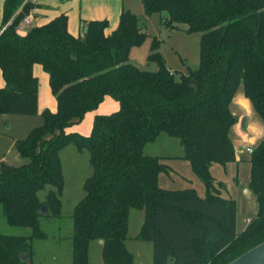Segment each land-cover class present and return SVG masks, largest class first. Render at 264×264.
Wrapping results in <instances>:
<instances>
[{
	"label": "trees",
	"instance_id": "1",
	"mask_svg": "<svg viewBox=\"0 0 264 264\" xmlns=\"http://www.w3.org/2000/svg\"><path fill=\"white\" fill-rule=\"evenodd\" d=\"M24 1L3 4L0 30L11 22L0 34V115L37 114L35 65L48 75L56 110L43 111L41 125L14 143L24 164L0 162V212L9 226L30 230L28 236L0 233V264H32V241L45 237L39 211L45 206L47 217L60 216L59 153L71 143L88 152L91 170L73 208L71 264H88L92 241H101L102 264H134L125 247L131 209L144 211L137 239L152 243L153 264H228L264 242V137L248 160L257 211L238 234L236 203L218 195L210 174L212 165L235 161L231 105L239 86L264 122V0H141L144 16L166 14L164 24L200 34L198 66L186 74L165 66L156 39L147 59L158 64L156 72L129 62L131 50L149 39L142 18L129 10L109 34L106 20L89 21L74 37L60 15L20 35L17 27L30 10L28 2L18 11ZM108 98L117 110L97 112ZM89 113V133L72 130ZM163 133L179 140L204 197L193 188L159 186L169 167L142 149Z\"/></svg>",
	"mask_w": 264,
	"mask_h": 264
},
{
	"label": "rangeland",
	"instance_id": "2",
	"mask_svg": "<svg viewBox=\"0 0 264 264\" xmlns=\"http://www.w3.org/2000/svg\"><path fill=\"white\" fill-rule=\"evenodd\" d=\"M55 1L58 3L57 5L60 10L68 11L70 15L76 12V7L78 6L76 4L77 0H67L66 3H61L60 0ZM122 2L124 10H129L137 17L142 18L145 24V32L149 36V39L140 47L131 50L129 62L132 65L148 72H156L158 70V64L155 61L149 62L147 60L150 55V42L152 39H156L159 42V55L171 72L186 74L188 71L197 68L199 61V33L187 34L185 32L187 27L183 24H177L175 28L164 24L163 19L167 17L166 14L144 16L141 0H122ZM83 10L85 11V8H82V12ZM26 16L31 17L29 13ZM36 67L40 70V73L46 74L39 65H36ZM34 77L39 82L40 106L44 107L43 111H45L47 110V98L51 95L50 90L47 85H44L40 75H34ZM106 101H112L111 103L116 104V102L109 98ZM231 106L236 116L241 117L239 125L236 126L238 128L235 129L233 127V130H231L235 161L225 166L219 164L212 165L210 174L215 178L219 195L222 198H230L235 201L237 207V230L240 232L247 225L245 221L253 218L257 211L255 197L253 195L247 197L246 195L249 181L250 165L248 160L250 154L246 153L245 149L248 147L252 148V145L248 144L245 140L246 138L243 139V136L256 133L257 136L263 134V138L264 122L257 117L250 102L244 98L242 86H239L235 93ZM97 112L109 114L114 111L103 103L99 106ZM35 117L0 115V157L4 156L10 165L19 166L26 162V160L19 158L14 148V143L19 139H23L31 128L41 125V114L40 118ZM35 119L39 121L37 125H34L37 121ZM243 119H245V125L244 128H241V121ZM89 122L90 124L92 123V121H87L85 125L82 124V127L77 128V132H85L89 128ZM72 130L75 131V129ZM142 152L145 156L161 158L173 173L176 171L178 175L184 178L186 175H189L185 180L180 179V176L175 174H169L167 177L161 175V184L166 181L167 184L173 185L171 188H177L178 185L184 184V186L187 185L186 188H193L199 197L205 196V190L202 187L201 181L190 170V165L184 164L183 159H181L184 152L178 139L169 137L164 133L160 134L154 141L147 143L143 147ZM59 157L64 181L60 198V216L47 217L43 215L39 218V231L45 237L32 241V264H71L73 208L84 196L83 183L90 176L91 170L88 166V152L86 150L77 151L75 145L72 143L60 151ZM50 189L51 187L47 186L39 192V199L44 200L46 193ZM143 219V210L131 209L129 211L128 242L127 245L125 244V247L132 254L134 264H153L152 243L137 239ZM0 233L9 236H28L30 235V230L9 226L0 212ZM88 252V264H102L101 246L96 241H92L89 244Z\"/></svg>",
	"mask_w": 264,
	"mask_h": 264
},
{
	"label": "crops",
	"instance_id": "3",
	"mask_svg": "<svg viewBox=\"0 0 264 264\" xmlns=\"http://www.w3.org/2000/svg\"><path fill=\"white\" fill-rule=\"evenodd\" d=\"M4 1L5 0H0V26H1V23H2V12H3ZM60 1H61V3H66L67 0H60ZM57 4L58 3L55 0H38L37 3H35V4L30 3V10H29L28 13H29V15L32 18V25H30V26H22L21 29L19 28L20 30L18 29V27H19L18 26L17 27V32L20 35H25L32 27L41 26V25L47 24L49 21L53 20L54 18H56V17H58L60 15H65L67 17L68 32L74 37H78V36L81 37L82 36V34L84 32V25H85V23H87L89 21L106 20L108 22V26H107V28L105 30V33L109 34L110 32H112L117 27L118 21H119V16H120L121 12L124 10V5H123L122 0H107V1H105V0H77L76 4L78 6L76 7V12L72 13L73 15H70V13L68 11L65 12L63 10H60V8H59V6ZM49 6H51V8H49ZM82 8L83 9L85 8V11L83 10V12H82ZM32 74H33V76L34 75H40V77L43 79L44 85L45 86L47 85L49 87L48 75L40 73V70L36 67V65L33 66V68H32ZM1 84H2V82H0V85ZM49 90H50V88H49ZM50 94H51V91H50ZM111 102L112 101L104 100L103 103L106 104V107L112 108L113 111L117 110V107H118L117 104L111 103ZM37 104H38L37 105L38 106V110H37V115H35L36 116L35 118H40V114L43 112V108L44 107L42 108L40 106L39 82H38V92H37ZM236 106L238 107L237 104H236ZM231 109H232L231 111H232L233 115H235V117L237 118V124L234 126V128L236 129V128H238L236 126L239 125V119L241 117H237L236 116V114L233 112L232 106H231ZM47 110H49L51 112L56 110V102H55V99L52 96V94L49 95V98H47ZM99 113H101V112H99ZM93 116H94V113L87 114L86 117L84 118V120L82 121V123L77 125V126H75L73 129H75V131L77 132V128L82 127L83 125H85L87 121H92ZM35 120H37V121H36V124H34V125H37L39 123V121H38V119H35ZM90 125L91 124L89 122V128H87L86 131L83 132V133L80 132V134L87 135L89 133L90 129H91ZM232 130H233V128H232ZM262 135L261 136L260 135L257 136L256 133H253V134H249V135L243 136V139L246 138L245 139L246 142H248V144L252 145V149H253L262 140ZM182 161L184 162V164H188L189 165V162H187L186 160H182ZM0 162L8 163L5 160L4 156L0 157ZM174 172L175 173H173L172 170L169 167L168 173H161L159 175V177H158L159 186L161 188L169 189V190L186 189L187 185L184 186V184L178 185L177 188H171L173 185L172 184H167L166 181H164L163 184H161V182H160V180H161L160 176L161 175L162 176L165 175L166 177L169 174H175L177 176H180V175H178V173L176 171H174ZM187 177H189V175H186L185 178L182 177V176H180L179 178L182 179V180H185V179H187ZM202 187H203V185H202ZM218 195H219V191H218ZM250 195H252V194H250ZM236 209H237V207H236ZM236 216H237V212H236ZM143 221H144V219H143ZM143 221H142V223H143ZM245 222L247 223V220ZM236 232H237V234L241 232V231L238 232V230H237V221H236ZM96 242L101 246L100 241H96ZM127 242H128V240L125 243L126 245H127ZM146 242H148V241H146ZM31 261H32V256H31Z\"/></svg>",
	"mask_w": 264,
	"mask_h": 264
},
{
	"label": "water",
	"instance_id": "4",
	"mask_svg": "<svg viewBox=\"0 0 264 264\" xmlns=\"http://www.w3.org/2000/svg\"><path fill=\"white\" fill-rule=\"evenodd\" d=\"M245 119L241 121V128H244ZM251 192L248 190L246 191L247 197H249ZM42 215H47V208L43 206L39 211ZM101 243V241H100ZM21 260H25V256H21ZM228 264H264V242L260 243L259 245L253 247L252 249L248 250L247 252L243 253L233 261Z\"/></svg>",
	"mask_w": 264,
	"mask_h": 264
},
{
	"label": "built area",
	"instance_id": "5",
	"mask_svg": "<svg viewBox=\"0 0 264 264\" xmlns=\"http://www.w3.org/2000/svg\"><path fill=\"white\" fill-rule=\"evenodd\" d=\"M37 1L38 0H25L24 2H23V4L21 5V7L18 9V11H20V9L22 8V6L23 5H25L26 3H28V2H30V3H32V4H35V3H37ZM10 22H11V20H9L2 28H1V30H0V34L5 30V28L8 26V25H10ZM30 25H32V18L31 17H28V16H25L24 18H23V20L21 21V23H20V25H19V27H18V29L20 28H22V26H30ZM19 29V30H20ZM252 151H253V149L252 148H246L245 149V152L246 153H248V154H251L252 153ZM249 222V220H247V223Z\"/></svg>",
	"mask_w": 264,
	"mask_h": 264
}]
</instances>
